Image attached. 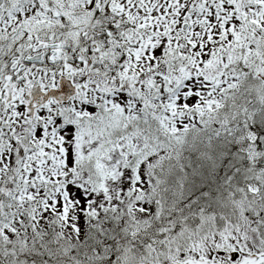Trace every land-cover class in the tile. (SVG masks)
Segmentation results:
<instances>
[{
	"label": "snow or ice",
	"instance_id": "obj_1",
	"mask_svg": "<svg viewBox=\"0 0 264 264\" xmlns=\"http://www.w3.org/2000/svg\"><path fill=\"white\" fill-rule=\"evenodd\" d=\"M0 264H264V0H0Z\"/></svg>",
	"mask_w": 264,
	"mask_h": 264
}]
</instances>
